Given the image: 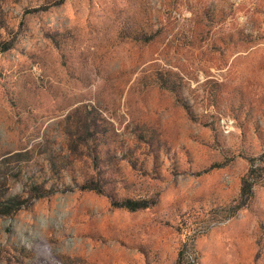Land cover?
<instances>
[{"label": "rangeland", "instance_id": "1", "mask_svg": "<svg viewBox=\"0 0 264 264\" xmlns=\"http://www.w3.org/2000/svg\"><path fill=\"white\" fill-rule=\"evenodd\" d=\"M2 46L0 264H264V0H0Z\"/></svg>", "mask_w": 264, "mask_h": 264}, {"label": "trees", "instance_id": "2", "mask_svg": "<svg viewBox=\"0 0 264 264\" xmlns=\"http://www.w3.org/2000/svg\"><path fill=\"white\" fill-rule=\"evenodd\" d=\"M8 46H2L0 47V51L2 50H5ZM91 123H89L86 119H84L83 121L81 120L80 121H76L74 123V126H73V130H69L70 132L72 133H78L80 132L81 130H91ZM85 142V141H84ZM250 159V165L252 166V164L254 162H252V158H249ZM256 168H259V164L256 165L255 167L252 166V169H256ZM101 173L98 172V175L96 173V175L94 174H86L85 176V181H84V186L88 189H94L96 191H104V187L101 186L100 182L99 181V177ZM97 177V178H94V177ZM101 180V179H100ZM246 181V182H245ZM252 183L248 180H244V185L242 186V193L244 192H247L249 190V187ZM155 200H152L150 198H144V197H132V196H124L122 197L121 199H115L113 198L111 200V203L112 205L114 206H119V207H124L126 209H129V210H137V209H141V208H145V207H148L149 205H151ZM18 207V206H17Z\"/></svg>", "mask_w": 264, "mask_h": 264}]
</instances>
